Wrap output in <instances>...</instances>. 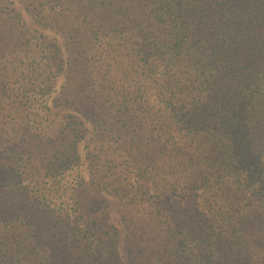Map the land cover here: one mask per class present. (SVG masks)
<instances>
[{
  "label": "trees",
  "instance_id": "1",
  "mask_svg": "<svg viewBox=\"0 0 264 264\" xmlns=\"http://www.w3.org/2000/svg\"><path fill=\"white\" fill-rule=\"evenodd\" d=\"M0 264H264V0H0Z\"/></svg>",
  "mask_w": 264,
  "mask_h": 264
},
{
  "label": "rangeland",
  "instance_id": "2",
  "mask_svg": "<svg viewBox=\"0 0 264 264\" xmlns=\"http://www.w3.org/2000/svg\"><path fill=\"white\" fill-rule=\"evenodd\" d=\"M132 217H133V214L129 210H126V211L123 210L121 212V214L118 217H116V218L119 221V220H121L123 218L127 220V219H130Z\"/></svg>",
  "mask_w": 264,
  "mask_h": 264
}]
</instances>
